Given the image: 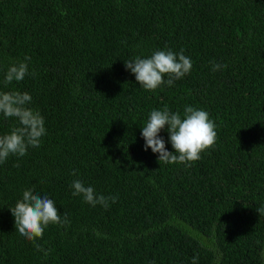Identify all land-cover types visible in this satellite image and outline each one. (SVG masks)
Wrapping results in <instances>:
<instances>
[{
    "label": "trees",
    "instance_id": "16d2710c",
    "mask_svg": "<svg viewBox=\"0 0 264 264\" xmlns=\"http://www.w3.org/2000/svg\"><path fill=\"white\" fill-rule=\"evenodd\" d=\"M165 49L190 73L143 89L125 61ZM25 57L29 74L5 85ZM0 91L29 93L46 129L0 164V264H264V0H0ZM186 106L216 142L191 166L158 162L142 127ZM15 126L0 114V135ZM77 179L116 202L73 196ZM26 189L68 223L21 237L10 208Z\"/></svg>",
    "mask_w": 264,
    "mask_h": 264
},
{
    "label": "clouds",
    "instance_id": "9594fccd",
    "mask_svg": "<svg viewBox=\"0 0 264 264\" xmlns=\"http://www.w3.org/2000/svg\"><path fill=\"white\" fill-rule=\"evenodd\" d=\"M25 57L11 65L4 76V84L13 81H22L28 74V64ZM226 67L220 64L213 65V71ZM126 70L135 75L140 87L145 90L155 91L162 84L172 86L175 80L183 78L192 69V61L183 54L171 49L154 51L151 56L125 61ZM32 75H35L33 72ZM165 77L167 79L165 80ZM32 97L27 92L0 91V114L6 118H15L18 126L7 133L0 135V164H3L10 155L23 157L29 147L38 148L41 138L46 134L44 118L38 112L27 107ZM167 126L169 142L174 151H168L165 140L160 136L161 130ZM215 122L209 118L207 111L192 106L184 108L183 117L179 112H172L164 107L162 110L153 109L149 118L142 127L141 135L145 141L144 150L149 148L157 153L158 162L164 164H184L191 166L201 158V153L212 147L216 142L217 133ZM19 167V164L15 165ZM75 174V173H73ZM70 187L73 196H81L85 203L95 207L97 204L107 208L109 200L115 203L117 197H106L97 194L92 186H86L81 180H74ZM35 189H26L22 198L17 200L10 211L15 220V228L21 237L29 241H35L43 237L44 230L49 225L67 224L65 215L57 210L55 202L47 195H34ZM257 212L264 214V208H258ZM38 251H43L40 245H36ZM47 255V253H45ZM198 256L192 258L191 264H197ZM154 264V262H153Z\"/></svg>",
    "mask_w": 264,
    "mask_h": 264
}]
</instances>
